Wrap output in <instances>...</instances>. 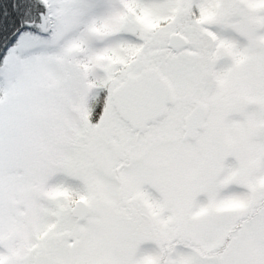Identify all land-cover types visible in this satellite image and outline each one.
Wrapping results in <instances>:
<instances>
[{
	"label": "snow or ice",
	"instance_id": "snow-or-ice-1",
	"mask_svg": "<svg viewBox=\"0 0 264 264\" xmlns=\"http://www.w3.org/2000/svg\"><path fill=\"white\" fill-rule=\"evenodd\" d=\"M0 264H264V0H0Z\"/></svg>",
	"mask_w": 264,
	"mask_h": 264
}]
</instances>
